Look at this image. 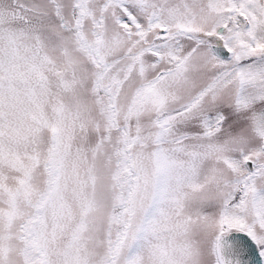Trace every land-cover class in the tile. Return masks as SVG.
Wrapping results in <instances>:
<instances>
[{
	"label": "snow or ice",
	"instance_id": "obj_1",
	"mask_svg": "<svg viewBox=\"0 0 264 264\" xmlns=\"http://www.w3.org/2000/svg\"><path fill=\"white\" fill-rule=\"evenodd\" d=\"M0 264H264V0H0Z\"/></svg>",
	"mask_w": 264,
	"mask_h": 264
}]
</instances>
